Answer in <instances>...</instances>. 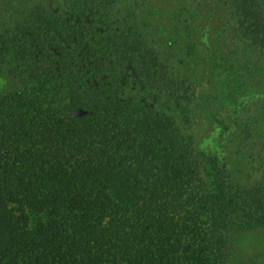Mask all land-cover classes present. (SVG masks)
Instances as JSON below:
<instances>
[{"label": "trees", "instance_id": "16d2710c", "mask_svg": "<svg viewBox=\"0 0 264 264\" xmlns=\"http://www.w3.org/2000/svg\"><path fill=\"white\" fill-rule=\"evenodd\" d=\"M107 1L38 4L0 26V72L20 83L0 93V264H230L234 241L264 229V106L213 111L198 0L178 12L190 18L180 67ZM222 3L232 57L264 64V0ZM249 67L219 65L234 97ZM132 85L184 125L206 111L231 161L200 149L174 115L126 98Z\"/></svg>", "mask_w": 264, "mask_h": 264}, {"label": "rangeland", "instance_id": "374dc122", "mask_svg": "<svg viewBox=\"0 0 264 264\" xmlns=\"http://www.w3.org/2000/svg\"><path fill=\"white\" fill-rule=\"evenodd\" d=\"M73 0H10L3 3L0 0V26L12 27L35 5L43 4L57 9V6L71 5ZM107 4L115 6L123 13L134 12L135 20L141 29L150 37L153 43L170 59L175 67H180V59L185 51L183 29L189 21L187 13L178 15V12L193 5L188 0H109ZM197 9L195 38L207 54H209V68L215 67L213 79L205 78L203 89L205 98L211 101L213 111L222 115H231L235 111L240 115L253 112V106H264V64L255 61L252 57H243L237 54L240 50L233 39L229 27V12L222 0H198L194 3ZM130 9V11H124ZM133 14V13H132ZM227 56V57H225ZM223 59L230 64L245 59L249 70L244 82L247 90H240L239 94L232 93L229 85V72H219V65ZM205 80V81H204ZM227 82V83H226ZM226 83V84H225ZM125 95L128 99H143L154 104L157 108L174 115L179 122L183 133L192 136L200 149L212 152L220 149L222 157L231 161L226 137L221 135L219 126L212 120L206 111L199 109L195 113L192 124L184 125L177 114L170 107L163 106L158 97L142 86L132 85ZM20 83L9 75L0 72V93L16 91ZM236 89H238L236 87ZM253 105V106H252ZM166 107V108H164ZM264 151V147L262 148ZM233 256L230 264H264V229L247 232L240 235L232 246Z\"/></svg>", "mask_w": 264, "mask_h": 264}]
</instances>
